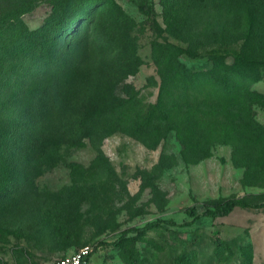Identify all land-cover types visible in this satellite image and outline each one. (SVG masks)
Listing matches in <instances>:
<instances>
[{
  "label": "rangeland",
  "instance_id": "1",
  "mask_svg": "<svg viewBox=\"0 0 264 264\" xmlns=\"http://www.w3.org/2000/svg\"><path fill=\"white\" fill-rule=\"evenodd\" d=\"M5 19L2 67L19 76L1 153H24L0 172V264H46L83 245L97 246L88 264H264V206L189 214L264 201V0H0ZM44 24L70 49L51 66L31 60L30 33ZM238 52L249 61L233 62ZM172 81L238 99L227 110L153 107ZM45 107L49 126L31 144ZM157 219L173 224L112 244Z\"/></svg>",
  "mask_w": 264,
  "mask_h": 264
},
{
  "label": "trees",
  "instance_id": "2",
  "mask_svg": "<svg viewBox=\"0 0 264 264\" xmlns=\"http://www.w3.org/2000/svg\"><path fill=\"white\" fill-rule=\"evenodd\" d=\"M75 17L78 18V14H76ZM75 17L73 18V22L76 19ZM13 21L14 20L8 21L5 19V21L3 20V22L0 24V40L3 38V35L6 32V30H8L10 26H13L12 25ZM73 22L72 21L69 22L67 27L68 29L73 27L72 26ZM48 31L49 28L47 27L46 24H44L42 27L35 30V34H33L34 32L30 33L31 36L32 35L33 37L35 36L34 46L36 50L35 52H33V58L31 60H34V58H36L37 56L44 55L45 58H48L49 66H51V65H55L58 62H62L69 54L70 49L65 44H61L60 42H56V41H50V38L48 36ZM231 60L233 62L249 61L242 56L241 52H238L235 55H233L231 57ZM2 64L3 61L0 58V91L3 88L5 82H8L10 84V91L8 92V94L4 95L3 97H0V163L2 164V167L0 168V172L2 173V175H4L7 170L6 168H8L7 164L14 163L13 157L21 158L23 156L24 145H21L22 146L21 149L16 154L8 153L7 148H6V152L1 153V150H3L4 147L2 143L3 142L7 143L10 140V138H12L11 131H13V127L17 125L16 120L11 115H8V114L14 115L12 111H9L10 108L8 107L9 106L8 104L11 102L13 95L11 93L13 91V85L11 84H13V81L19 76L18 72L4 71ZM30 64L32 63L28 61L27 65L26 64L21 65L19 67V70L26 68ZM259 64L261 63L259 62ZM35 87L36 85L32 86V88L28 87L27 89L28 93L29 92L33 93ZM237 99H238V94L236 92H226L218 89H213L208 83L179 84L175 81H172L168 84L166 88L161 89L160 97L158 100L159 102L156 104V106L153 107H156L159 110H161L162 107L176 106L178 108L177 109L178 111H184V110L188 111L189 109H192V107H194V109H200V108L214 109L219 107L222 108L223 110H227L231 108L235 104V102H237ZM53 105L55 107L56 103H53ZM48 110L49 107L40 108L37 110L38 112L34 115L35 117L42 119L36 131H33L32 133V136L34 135L32 137L34 141H32L31 144L35 143V141H38L39 139L41 140V135H43L45 129H47V127L49 126V120L51 119L50 116L52 111H48ZM23 116L24 118H27L28 113H25ZM18 138H21V136L19 135ZM14 165L18 167L17 164ZM4 184L6 183L0 181V190L5 188L6 185ZM8 197L9 196L5 194L1 198V200H7ZM246 206H253V207L264 206V201L253 203L241 198L230 197L215 203L211 207H205L200 212L197 210L195 206H192L190 208L189 214L192 216V220H195L202 216L225 215L229 213L231 210H233L235 207H246ZM161 222L173 224V221L171 219H157L155 221L147 222L142 226H131L125 228L122 234L117 239L112 241V244L121 245L125 242L133 243L136 241L137 236L143 233L144 230L159 225ZM215 240L217 242H221V239L219 237H215ZM93 246H94L93 249L94 251L97 246L96 245ZM130 264H137L136 259L131 258Z\"/></svg>",
  "mask_w": 264,
  "mask_h": 264
},
{
  "label": "built area",
  "instance_id": "3",
  "mask_svg": "<svg viewBox=\"0 0 264 264\" xmlns=\"http://www.w3.org/2000/svg\"><path fill=\"white\" fill-rule=\"evenodd\" d=\"M93 249V245H83L70 254L48 260L46 264H88Z\"/></svg>",
  "mask_w": 264,
  "mask_h": 264
}]
</instances>
